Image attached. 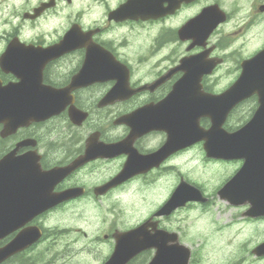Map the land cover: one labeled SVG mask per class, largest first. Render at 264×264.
<instances>
[{
  "label": "flooded vegetation",
  "instance_id": "flooded-vegetation-1",
  "mask_svg": "<svg viewBox=\"0 0 264 264\" xmlns=\"http://www.w3.org/2000/svg\"><path fill=\"white\" fill-rule=\"evenodd\" d=\"M17 1L18 5L13 4L7 7L10 9L11 17L17 21L11 25L10 29H4L0 33V42L4 43L2 52L7 48V45L14 41L32 44L34 48H37L35 49L37 51L48 49L61 44L64 40V34L71 30L75 24H79L85 32L95 27L99 29L98 33L93 36L83 35L77 40H82L83 42L93 41L110 50L121 62L128 66L133 86L154 82L168 72L169 69L175 67L186 54L181 52L179 57L173 56L168 59L162 55V57H156L153 62L147 63L152 57L149 52H143V49L152 41L160 42L167 35L169 29H172L173 37L180 41L181 44H190L192 40L186 42L180 40L177 29L206 8H213L220 17L225 18L209 39L207 47L211 50V56L222 55L227 60L229 59L232 47L225 42L229 32L225 30L226 27L236 28L243 36L251 32V35L244 40L245 43L249 42L248 47L245 49L246 57L250 56L249 53L253 51L254 44L264 35V28H257L260 22L264 20V0ZM3 2L8 5L10 0H3ZM116 10L131 12L134 15H138V18L133 15L132 18L117 20L112 15ZM166 10H169L170 13L162 14ZM138 13H145L146 18H142L141 14ZM213 14L212 16L215 15ZM7 19V16L3 18L4 25H8L10 22L13 23V21H7ZM56 19L57 22L55 21ZM49 25L56 26L53 31H50L54 35H46L45 32L36 30L39 26L45 27ZM124 29H127L128 33H132V35L145 33L147 36L141 41L138 39L126 40L123 39L126 37L125 35H118V31L122 30L124 32ZM26 31L32 34L25 35L24 32ZM74 42L77 44V41ZM202 49L196 47L193 52H199ZM240 50H243V48ZM86 56V47H77L67 53L49 59H46L45 55L39 54L37 60L27 63L29 69L24 80L29 82V87L49 86L65 88L70 84L73 76L83 68ZM224 65L221 66L222 73L230 69L229 65L225 68L223 67ZM233 68L235 71H240L241 67L240 64H236ZM181 76L182 71L179 70L173 74L170 80L153 91L144 90L134 94L125 101L116 102L113 105L102 108L99 107V102L114 84V81H96L87 86L74 87L71 91L74 100L69 104V107L72 106L88 113V118L81 125H75L71 122L70 114L68 109H66L60 115L54 116L46 122L33 124L24 132L15 134L13 137L8 138L4 144L7 147L10 146L9 150H11L18 142L32 138L37 142L34 148L42 156L41 163L44 169L67 166L85 154L87 141L91 136L97 141L113 143L122 140L127 135L128 127L124 125L115 126L113 121L104 130L107 120L105 121L103 111H110L114 115H118L121 114L118 113L121 108L123 110L120 112L125 113L143 104L156 103L170 93L171 85ZM0 78L3 84L20 81L19 78H16L10 72H5L1 67ZM203 83L206 91H211L212 87H215L214 84L210 83L208 77L203 79ZM249 100L258 105L259 96L253 95ZM64 119H67L64 126L65 130H57L58 124L60 125ZM44 127H47V131L42 130ZM120 128L122 129L121 131H119ZM152 135H159L156 142H153L152 138H150ZM165 138L166 135L164 133H150L137 139L134 142V146L141 153H149L161 146ZM31 149L33 148H21L19 153H24ZM175 157L176 155H173L171 159ZM126 158V155L103 157L100 154H93L85 163L72 171L55 187L56 192L71 189V193L74 195L73 198L63 202L62 205L93 201L104 197L117 198L118 193L134 183L143 185L156 184L166 178L165 170L168 161L159 167L129 179L119 186L110 188L103 195L97 194V187L109 182L122 169ZM113 164L117 166V169L106 179L98 181L96 177L93 178V175L100 167ZM84 173H90L89 177L82 176ZM259 222H264V218H259ZM108 237L109 235H106L105 239H108ZM110 241H112V238H110ZM253 257L257 258V260H264V255L261 257L253 255ZM243 260L245 259H240L237 264H244ZM254 263L264 264V261H255Z\"/></svg>",
  "mask_w": 264,
  "mask_h": 264
},
{
  "label": "rangeland",
  "instance_id": "rangeland-1",
  "mask_svg": "<svg viewBox=\"0 0 264 264\" xmlns=\"http://www.w3.org/2000/svg\"><path fill=\"white\" fill-rule=\"evenodd\" d=\"M17 2V0H10L9 4L5 5V2L0 0V33L4 29H10L11 25L17 21L11 17L10 9L7 8L13 4L18 5ZM5 16L8 18L7 21H13V23L4 25ZM55 21L57 22V19ZM55 27L54 25L39 26L36 30L45 32L46 35H54L50 31H53ZM171 32L169 31L168 36ZM24 34L32 33L26 31ZM3 46L4 43L0 42V52ZM173 49L179 52L182 47L176 46ZM169 50L172 51V49ZM229 77L230 75L220 77L219 84H224ZM42 130L47 131V127ZM57 130L64 131L65 128L61 126L57 127ZM157 140L158 137L152 139L153 142ZM191 150L171 162L175 167L170 174L166 173L168 175L164 180L166 192L175 188L180 175L184 173L185 178L188 177L191 181L203 184L207 193H211L213 200L217 188L234 174L238 163L208 159L202 147L199 146ZM116 169L117 166L114 164L102 166L95 172L93 178L96 177L98 181H102ZM89 175L90 173H84L82 176L88 178ZM155 186L156 184L152 185V183L148 185L134 183L128 190L120 193L122 200L119 202L111 203L107 197H104L93 201L72 203L48 213L38 221V224L44 226L46 237L23 255L24 259H29L27 264H100L110 254V238L116 227L124 223L127 226L132 225L130 223L137 218L135 216L133 219V214L142 212L141 204L148 207L143 213L146 216L151 208L163 200L164 193L159 194L155 190L159 187ZM170 193L171 191L167 197ZM207 207V211L195 208L178 212L174 217L165 219V224L170 229H175L174 231H180L182 241L190 247L192 243L197 242L198 246L196 244L194 248V254L198 252L197 264H237L242 258L245 259L244 264H255L251 246H248V243L231 244L228 237L224 238L221 233L211 230H215L218 225L222 229L225 226L223 223L226 222L228 225L232 224L234 210L239 209L228 207L220 200L204 206V208ZM106 235H109L108 239H105ZM229 238L235 241V238L231 236Z\"/></svg>",
  "mask_w": 264,
  "mask_h": 264
},
{
  "label": "water",
  "instance_id": "water-1",
  "mask_svg": "<svg viewBox=\"0 0 264 264\" xmlns=\"http://www.w3.org/2000/svg\"><path fill=\"white\" fill-rule=\"evenodd\" d=\"M44 93L47 94L48 99L55 95V92L51 90ZM25 94L27 95L25 87H0V122L4 120L7 124L4 135L15 130L14 126L24 124L30 118H35L37 114L48 110L31 103L34 97L24 96ZM51 105L54 107L53 104ZM36 118H42V116ZM214 146V141H207L205 147L209 155L214 154ZM28 164L11 158H3L0 161V239L51 205L49 201L53 196L51 189L66 172L64 169L43 172L40 165L33 163L32 159L28 161ZM234 185L236 186V182ZM178 197L182 201L175 203V200H172L158 214L170 213L175 207L183 204V193ZM185 199H195V188L191 189V193L185 196ZM39 236L40 230L35 227L22 230L10 244L0 248V262L25 248ZM117 240L116 251L107 264H125L139 250L130 232L117 235ZM174 240L175 236L168 234L166 238H157L153 241L158 251L151 264H186L183 248L166 247L167 241ZM144 246L148 247L147 241Z\"/></svg>",
  "mask_w": 264,
  "mask_h": 264
}]
</instances>
